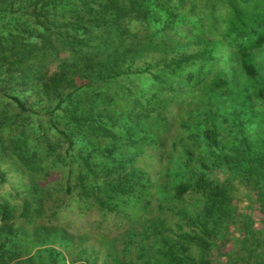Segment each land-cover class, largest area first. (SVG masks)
<instances>
[{"label": "trees", "instance_id": "trees-1", "mask_svg": "<svg viewBox=\"0 0 264 264\" xmlns=\"http://www.w3.org/2000/svg\"><path fill=\"white\" fill-rule=\"evenodd\" d=\"M263 44L264 0H0V264H264ZM196 89L206 126L188 111V140L164 148L169 104ZM141 155L165 161L160 179ZM47 196L51 216L75 202L124 228L72 252L40 225L23 256L15 219Z\"/></svg>", "mask_w": 264, "mask_h": 264}, {"label": "rangeland", "instance_id": "rangeland-1", "mask_svg": "<svg viewBox=\"0 0 264 264\" xmlns=\"http://www.w3.org/2000/svg\"><path fill=\"white\" fill-rule=\"evenodd\" d=\"M182 13L184 12L182 11ZM133 25L137 26L141 34H145L149 31V26L148 25L146 26L144 22L143 23L134 22ZM183 25H184L183 27L184 29L187 28V30L190 31L191 23L189 20H187L186 23ZM177 45L178 44H175L174 48L177 47ZM186 47L187 46H185V43H183V46L181 48H186ZM165 50L169 51V48H167L166 45H165ZM157 54L158 53L156 52V55ZM253 56L255 58V61L257 62L259 69L261 70V72H263L262 74L264 75V44L261 47L254 49ZM222 66L228 70L229 76L233 77L232 73L234 68L237 67V64H235L233 61L230 63L229 66H227V64L223 62ZM199 83H201V81ZM196 92H197L196 96L200 100L199 99L185 100V98H177L175 102L173 101L169 104L168 115L171 116L170 121L172 118V123L168 130L170 139L165 144L164 148L169 149L172 146L171 142L173 140H176V148L180 150L181 144L178 141L179 137L182 135L186 136V131L184 129L185 126H183V124L181 123L182 119H184L183 122L185 120L189 121V119H187L189 117L188 114L189 111L190 113L193 114V119L197 123L198 118H200V116L202 115L200 114L199 116L198 112H200L201 109L202 111L206 109V105L204 104L205 100L202 101V98L206 99L207 94L205 93V95L203 96L201 89H196ZM211 107H212V103H211ZM212 108H216V107H212ZM218 109H221V107H218ZM204 126H206V124L204 122H201L197 125V128L201 130ZM187 137L188 136H186L185 140H188ZM201 137L202 139H200ZM194 139L197 140L200 139L201 142H204V140H206L205 136L194 135L192 136V138L189 139V141L193 142ZM197 151H195V153L196 152L199 153L198 149ZM146 153L152 154L151 149H147ZM195 153L193 152L192 156L195 157L194 155ZM145 155L140 156V158H143L144 160L140 159L137 162V164L144 167L147 171H149L150 175L152 176V179H157V180L160 179V174L163 170L162 167L164 168V166L161 165V163H165V161L157 160L156 158H153L152 161H150V159L147 157L148 155L147 156ZM184 159H185V155L184 158H182V160ZM4 168L8 169L12 174L9 175V178L11 180H9L6 184V188L9 189L11 184H13L16 181L18 175L17 173H15L14 170L9 169L11 168L9 164L5 163ZM50 188L53 189L52 187ZM9 190H7V192ZM184 195H185L184 202L187 203V201L191 200V196L188 193H185ZM57 202H59V200H57L54 196H47L46 200L44 201L45 210L43 211V213H40L41 215L36 217L33 222H27L24 219V217L19 215L16 217L15 219L16 226H18L19 224H23L25 226V229L29 230V235L28 236L26 235L23 240V243L25 244L23 247V251L24 248L26 251L30 250L31 239L34 238L36 239L37 237V234L35 233L36 227L40 225H44L45 227H52V226L59 227L60 225L63 226L65 230L71 233L75 238V248L73 249L72 252L81 250V248H85L86 246L90 248L91 246L96 247L98 245H102V243L98 239L100 237L99 234L101 231L107 232L109 235L112 236L114 234L119 233L124 228V226L122 225V223L124 222V218L122 214L113 211H99L94 207L90 209L86 208L85 210H83L82 207L79 206V203H75V202H70L69 205L61 206L55 215L53 216L49 215L50 211L54 209ZM49 206H51V208ZM17 208L20 209L18 206ZM26 251H24L23 256L26 255ZM100 257L102 258L103 255L100 254Z\"/></svg>", "mask_w": 264, "mask_h": 264}]
</instances>
